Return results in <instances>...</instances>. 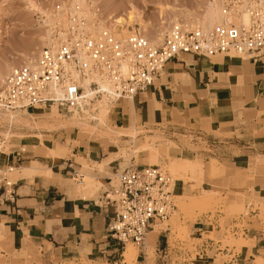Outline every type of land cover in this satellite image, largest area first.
Wrapping results in <instances>:
<instances>
[{
    "label": "rangeland",
    "instance_id": "1",
    "mask_svg": "<svg viewBox=\"0 0 264 264\" xmlns=\"http://www.w3.org/2000/svg\"><path fill=\"white\" fill-rule=\"evenodd\" d=\"M79 1L94 13L89 18L88 14H84L87 28L92 34L108 28L118 36H127L130 32L139 30L158 45L171 25L177 23L184 26H194V23L196 25L198 19H201L206 12L207 3L212 0ZM70 4H74L73 0H0V72L5 73L12 62L16 67L22 65L25 60L32 63L39 51L47 46L44 45V41L48 33L57 41V36H60L59 29H65L61 24L63 13ZM77 5L80 6L78 9H85L79 3ZM131 14H136L140 18L129 19L130 22L123 21L126 25L115 22L119 16L127 18ZM51 18L59 22L51 25ZM139 19L148 22L147 30L140 29ZM123 26L127 28L126 33L122 32ZM228 55L229 53L218 54L215 55L216 57L206 55L202 58L237 62L235 65H239V71L244 75L248 69L245 64L251 59L247 55L235 52ZM167 65L169 62L166 63ZM225 68L229 73L234 69ZM161 75L163 79L159 80L157 77L142 93L144 97L150 98L154 88L160 86L161 82H166L167 77L163 71ZM235 80L239 85L237 87L239 93L247 96L246 85H240L239 77ZM91 88L94 90L95 87ZM172 89H175L173 82ZM83 93H86L85 88ZM103 98L109 106V112L105 116L100 114L98 104ZM127 98L111 99L101 93L94 94L89 105L85 104L84 107L79 106L76 109L58 107L57 104L45 108L11 111L0 109V154L14 150L22 154L21 160L12 166L14 170L11 171L10 167L6 166L0 168V174L8 176V181L15 182L19 177L33 176L37 173L45 172L50 175L52 168L47 167L48 165L54 164V168H57L59 165H65L63 163L67 160L73 161L75 169L84 175L85 180L72 179L71 183L79 189L81 195L87 197L100 190L102 183L96 179L98 176L108 175L112 178L113 185L119 183L117 175L112 170L115 161L121 162L120 169L130 164L157 165L169 173L174 180L173 200L176 209L168 220L155 227V232L151 234L146 246L127 243L126 249L132 246L136 255L131 257L127 254L128 257L126 255L128 251L125 250L126 264H142L145 259L137 258L141 249L146 252L144 264L163 262L164 264H189V262L201 264L204 260L197 246L209 238L214 239L215 242L220 241L222 248L229 246L235 253L251 248L253 240L242 233L233 234L229 225L243 215L244 226H248L247 222L251 220L255 224L260 223L258 225L264 229V197L254 192L252 188V181L255 179L259 181L262 178L252 173L258 169L259 160L255 157L251 158L248 170L240 171L226 159L213 161L212 157L197 155L200 149L196 147L192 155L186 150V147H191L188 141L178 143L158 131L147 130L149 128L146 124L149 121L141 120V116L136 111L131 120V104ZM134 98L135 105L137 96ZM11 113L16 114L20 121L14 120L15 122L11 123L6 117ZM156 121L158 124L162 123L160 119ZM176 122L171 121L168 125L174 126ZM179 122L183 125L189 123L188 116L184 115L183 120ZM145 144L150 145V149L143 148ZM23 148L26 150L22 151ZM49 148H53L54 151H49ZM185 160H197L203 163V175L186 167L183 163ZM28 165H33L35 168L27 171L23 167ZM89 182L92 185L85 187V183ZM246 186H250V194L244 190ZM204 191L208 193L205 194ZM196 221H204L208 226L206 229L208 231L200 235L202 238H197L198 235L194 233ZM159 232L165 233L170 246L178 248L179 252H175L170 261L163 259L162 253L158 251L162 244L156 242ZM2 248L0 237V249ZM213 250L215 264H224L229 256L222 252L216 253L215 248ZM2 259L3 256L0 254V264H3ZM255 264H264V260L257 257Z\"/></svg>",
    "mask_w": 264,
    "mask_h": 264
},
{
    "label": "crops",
    "instance_id": "2",
    "mask_svg": "<svg viewBox=\"0 0 264 264\" xmlns=\"http://www.w3.org/2000/svg\"><path fill=\"white\" fill-rule=\"evenodd\" d=\"M235 64L232 60L189 54L170 61L163 69L166 82L154 88L152 99L140 93L135 105L130 101L131 120L136 111L141 120L149 121L147 130L158 131L178 143L188 141V153L194 155L196 147L200 149L197 155L212 157L213 161L226 159L240 171L248 170L251 158H257L258 169L252 173L262 178L251 183L254 192L264 197V53L246 62V75ZM225 67L234 69L229 73ZM236 77L240 85H246L247 96L239 93ZM184 115L189 123L183 125L179 120ZM157 119L162 123L158 124ZM171 121L178 123L170 126ZM16 152L1 153L0 168L12 167L21 160L22 154ZM63 164L57 168L48 165L52 168L50 175L43 172L19 177L9 185L8 176L0 174L3 264H126V246L107 233L111 211L101 206L112 178L98 176L100 190L85 197L71 183L75 162L67 160ZM120 167L121 162L115 161V175L118 169L122 170ZM249 187L244 190L250 194ZM247 224L245 236L253 240V245L238 253V264H255L257 257L264 260V229L251 220ZM207 228L206 222L196 221L197 238ZM156 242H162L159 251L165 246V233L159 232ZM213 252L209 250V257H203L201 264H215ZM139 257L146 261L143 249L138 252Z\"/></svg>",
    "mask_w": 264,
    "mask_h": 264
},
{
    "label": "built area",
    "instance_id": "3",
    "mask_svg": "<svg viewBox=\"0 0 264 264\" xmlns=\"http://www.w3.org/2000/svg\"><path fill=\"white\" fill-rule=\"evenodd\" d=\"M218 1L220 22L210 29L171 25L158 45L139 30L127 36H118L108 28L92 34L86 19L75 12L67 40L43 47L32 63L17 66L5 77L0 84V108L11 111L53 104L78 106L84 87L73 77V70L105 77L112 85L109 94L118 100L146 91L161 75L166 62L183 55L204 57L235 52L255 60L264 53V0ZM90 86L95 87L96 95L103 92L95 80ZM71 170L73 179H83L77 169ZM116 173L119 183L113 185L110 180L101 200V206L111 211L108 236L122 247L128 242L144 245L153 226L168 220L176 209L174 180L157 165L130 164ZM243 221L241 215L229 225L233 234H245ZM168 240L167 237L159 252L170 261L179 251ZM220 245V241L209 238L197 250L202 257H209V250L215 248L216 253L229 256L224 264H238V253Z\"/></svg>",
    "mask_w": 264,
    "mask_h": 264
},
{
    "label": "bare ground",
    "instance_id": "4",
    "mask_svg": "<svg viewBox=\"0 0 264 264\" xmlns=\"http://www.w3.org/2000/svg\"><path fill=\"white\" fill-rule=\"evenodd\" d=\"M73 3L74 4H70V7H68V6H66V9H65V12L63 13L64 15H63V18L61 19V24L62 25H64V30H61V29H59V34H61V36H60V38L59 39H57V41H56V38H54L53 36H51L50 35V33H48V36L45 38V40L46 41H44L45 43H44V45H47V46H55L56 44H58L60 41H62V40H67V35L68 34H66L67 32H68V30L70 29V27L72 26V20H71V16L75 13V12H80L79 14H81V15H83V17H86V16H84V14L86 13V15L88 14L89 16H87L88 18L90 17V15H91V17H92V15H94V13H93V11H91V9H86L87 7L85 6L84 7V4L83 3H81L79 0H73ZM77 3H79V5H81V6H83V8H85V9H78V8H80V6H78L77 5ZM75 5V6H74ZM73 6H74V9H73ZM120 6V5H119ZM137 18V17H139L138 15H136V14H131V15H129L127 18L126 17H120L119 16V18H115L117 21H115V22H117V23H121V24H125V22H123V21H128L129 19H133V18ZM140 18V17H139ZM199 20V22L197 21L196 22V25H195V23H194V26H200V27H202V28H204V29H210L214 24H216V23H218V22H220L221 20H222V11H221V8H220V4H219V1L218 0H212V1H210V2H208L207 3V8H206V12L203 14V17L200 19H198ZM139 21L140 22H138V23H140V29H144V30H147V28H148V22L146 23V21H143V20H141V19H139ZM196 21V20H195ZM55 22L57 23V22H59L58 20H55V19H52L51 18V25L54 23L55 24ZM129 22H130V20H129ZM105 23V22H104ZM107 23V22H106ZM127 23V22H126ZM177 24H179V23H177ZM126 25V24H125ZM101 26V25H100ZM52 27V26H51ZM102 27V26H101ZM49 28V27H48ZM126 29L127 28H124V26H123V33H126ZM65 30H67V31H65ZM98 30V29H97ZM129 30V29H128ZM158 32V31H157ZM141 33L142 34H144L143 33V31H141ZM145 35V34H144ZM146 36V35H145ZM53 37V38H52ZM58 37V36H57ZM153 39V38H152ZM161 40V39H160ZM154 41V40H153ZM157 42V41H156ZM155 43V42H154ZM230 53H232V52H230ZM230 53H229V55H230ZM83 55V54H82ZM228 55V56H229ZM84 57H86V55H83ZM215 56V55H214ZM249 58V57H248ZM168 62H170V61H168ZM14 62H12V64L10 63V65L8 66V69H7V71H5V73L4 72H0V84L3 82V80L5 79V77L4 76H6V75H8L13 69H15L16 68V64L14 63ZM24 63H31L30 61H26L25 60V62ZM24 63H22V64H24ZM167 63V62H166ZM165 66H166V64H165ZM165 68V67H164ZM163 68V69H164ZM163 69H162V71H163ZM3 71V70H2ZM161 71V72H162ZM7 73V74H6ZM72 74H73V77L81 84V85H83L84 86V88H85V92L86 93H82V97L80 98V101H79V105L78 106H73V107H70V109H76V108H78L79 106H82V107H84V105L85 104H87V105H89V103H90V100L93 98V95L95 94L96 95V91L95 90H93L91 87H90V82L92 81V80H95V81H97V82H99V84H100V88H101V90L103 91L102 92V95L103 96H105V95H108L111 99H112V97H111V95L109 94V92L111 91V83L109 82V80H107L105 77H102V76H100V75H98V74H85V75H83L82 73H80L79 71H76V70H73L72 71ZM82 79H83V81H82ZM84 92V91H83ZM106 93V94H105ZM129 101H132V102H134L135 101V98L134 97H128L127 98ZM98 104H99V107H100V114L101 115H106L108 112H109V106L105 103V101H104V98L102 99V100H99V102H98ZM57 107V106H56ZM51 108V107H50ZM1 109V108H0ZM52 109V108H51ZM53 109H55V108H53ZM99 112V111H98ZM100 115V116H101ZM6 117H8V119H9V121H11V123H12V121H14V120H19L18 119V117H17V115L16 114H14V113H11L9 116H6ZM7 119V118H6ZM21 119V118H20ZM20 121V120H19ZM18 121V122H19ZM15 122V121H14ZM7 135V134H6ZM143 148H145V149H150V145H148V144H145L144 146H143ZM49 151H54V149L53 148H49ZM52 155H53V153H51ZM176 162V161H175ZM177 162H179V161H177ZM176 162V163H177ZM182 163V162H181ZM184 165L186 164V167H188V168H190V170L191 171H198V173H200V175H203V173H204V167H203V163H201V162H199V161H197V160H185L184 162ZM180 166H181V164H180ZM185 167V168H186ZM25 170H27V171H30V170H32V169H34L35 168V166H33V165H28V166H24L23 167ZM9 170H14L13 169V167H10L9 168ZM83 180H85V179H83ZM82 180V181H83ZM11 182V181H10ZM84 182V181H83ZM86 185H92L91 184V182H89V183H85V187H86ZM205 192V191H204ZM208 192L206 191L205 192V194H207ZM181 196V195H180ZM206 196V195H205ZM180 198V197H179ZM184 201V200H183ZM183 203V202H182ZM161 224V223H160ZM157 225H159V224H157ZM157 225H155V226H153V228H152V230L149 232V234H148V236H147V239H146V242H145V244L147 245L148 244V242H149V240H150V236H151V233H152V231L155 229V227L157 226ZM157 229V228H156ZM154 233V232H153ZM144 244V245H145ZM131 247V248H130ZM128 249H126L127 251H128V253H126V255L127 254H129L131 257H133V256H135L136 255V251H135V249H133V247L132 246H130ZM128 256V255H127ZM129 257V256H128ZM132 260V259H131Z\"/></svg>",
    "mask_w": 264,
    "mask_h": 264
}]
</instances>
